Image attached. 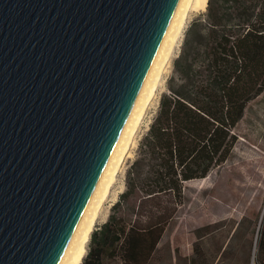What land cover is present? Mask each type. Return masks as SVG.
<instances>
[{"label": "water", "instance_id": "1", "mask_svg": "<svg viewBox=\"0 0 264 264\" xmlns=\"http://www.w3.org/2000/svg\"><path fill=\"white\" fill-rule=\"evenodd\" d=\"M179 1L0 0V264H59Z\"/></svg>", "mask_w": 264, "mask_h": 264}, {"label": "trees", "instance_id": "2", "mask_svg": "<svg viewBox=\"0 0 264 264\" xmlns=\"http://www.w3.org/2000/svg\"><path fill=\"white\" fill-rule=\"evenodd\" d=\"M263 92L264 0H209L187 30L126 189L93 231L83 264H150L185 203L184 183L229 159L248 103ZM259 233L257 264H264V216Z\"/></svg>", "mask_w": 264, "mask_h": 264}, {"label": "rangeland", "instance_id": "3", "mask_svg": "<svg viewBox=\"0 0 264 264\" xmlns=\"http://www.w3.org/2000/svg\"><path fill=\"white\" fill-rule=\"evenodd\" d=\"M206 11L192 12L180 45L164 74L157 98L137 134L136 145L120 171L116 187H122L123 191L111 202L107 217L97 223L94 231L100 230L109 220L113 206L125 191L127 170L135 160L139 142L158 110L161 95L167 91V81L187 30L193 20ZM236 133L238 141L231 156L210 173L207 182L184 183L185 203L179 207L178 216L160 241V250L155 257L158 263L172 264L177 258L178 264H188V257L184 255L196 250L198 254L212 258L213 264H251L254 250L258 251L264 214V92L248 103ZM90 245L91 240L86 256Z\"/></svg>", "mask_w": 264, "mask_h": 264}, {"label": "bare ground", "instance_id": "4", "mask_svg": "<svg viewBox=\"0 0 264 264\" xmlns=\"http://www.w3.org/2000/svg\"><path fill=\"white\" fill-rule=\"evenodd\" d=\"M208 1H179L138 98L59 264H82L97 223L107 217L111 202L123 191L122 187L120 189L116 187L120 171L126 159L131 156V149L136 145L137 134L148 110L157 98L164 74L175 49L180 45L190 16L194 11L206 10ZM208 179L209 176L190 181L204 184Z\"/></svg>", "mask_w": 264, "mask_h": 264}, {"label": "crops", "instance_id": "5", "mask_svg": "<svg viewBox=\"0 0 264 264\" xmlns=\"http://www.w3.org/2000/svg\"><path fill=\"white\" fill-rule=\"evenodd\" d=\"M158 249L160 250V243L158 245ZM184 256L188 257L186 258L188 264H213L212 258H208L205 254L204 255L198 254L196 250H194L192 254L184 255ZM173 263L178 264L177 258L173 259L172 264ZM150 264H160V263H158V261H155V258H153Z\"/></svg>", "mask_w": 264, "mask_h": 264}, {"label": "built area", "instance_id": "6", "mask_svg": "<svg viewBox=\"0 0 264 264\" xmlns=\"http://www.w3.org/2000/svg\"><path fill=\"white\" fill-rule=\"evenodd\" d=\"M251 264H257V251H256V249L253 252Z\"/></svg>", "mask_w": 264, "mask_h": 264}]
</instances>
